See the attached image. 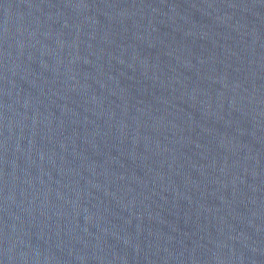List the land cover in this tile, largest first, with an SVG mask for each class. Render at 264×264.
Returning a JSON list of instances; mask_svg holds the SVG:
<instances>
[{"label": "water", "instance_id": "1", "mask_svg": "<svg viewBox=\"0 0 264 264\" xmlns=\"http://www.w3.org/2000/svg\"><path fill=\"white\" fill-rule=\"evenodd\" d=\"M0 264H264V0H0Z\"/></svg>", "mask_w": 264, "mask_h": 264}]
</instances>
